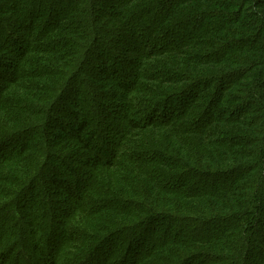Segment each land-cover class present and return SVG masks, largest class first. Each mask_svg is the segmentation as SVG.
Masks as SVG:
<instances>
[{
  "label": "trees",
  "instance_id": "obj_1",
  "mask_svg": "<svg viewBox=\"0 0 264 264\" xmlns=\"http://www.w3.org/2000/svg\"><path fill=\"white\" fill-rule=\"evenodd\" d=\"M0 264H264V0H0Z\"/></svg>",
  "mask_w": 264,
  "mask_h": 264
},
{
  "label": "rangeland",
  "instance_id": "obj_2",
  "mask_svg": "<svg viewBox=\"0 0 264 264\" xmlns=\"http://www.w3.org/2000/svg\"><path fill=\"white\" fill-rule=\"evenodd\" d=\"M201 97H202V96H201ZM165 227H166V226H165ZM172 230H175V226H172ZM161 231H162V230H161ZM160 233H161V234H159V237H162V235L164 236V233H165V232H160ZM148 242H149V239H147V240L145 241V243L142 244V247L140 248V249L142 250V252H141V250L139 249L141 254H143V252H145L146 250H148V248H147V247L149 246V243H148ZM139 250H138V251H139ZM102 253H103V252H102ZM101 255H103V254H101ZM102 257H103V256H102Z\"/></svg>",
  "mask_w": 264,
  "mask_h": 264
}]
</instances>
